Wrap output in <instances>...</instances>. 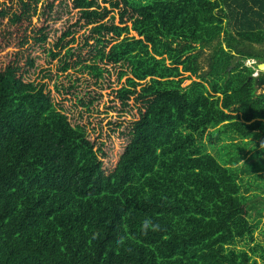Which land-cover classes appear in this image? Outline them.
I'll list each match as a JSON object with an SVG mask.
<instances>
[{
  "label": "trees",
  "instance_id": "16d2710c",
  "mask_svg": "<svg viewBox=\"0 0 264 264\" xmlns=\"http://www.w3.org/2000/svg\"><path fill=\"white\" fill-rule=\"evenodd\" d=\"M54 1L0 0V264H264V0H110L121 25L74 0L94 59L130 72L119 97L143 103L108 173L25 80Z\"/></svg>",
  "mask_w": 264,
  "mask_h": 264
},
{
  "label": "rangeland",
  "instance_id": "374dc122",
  "mask_svg": "<svg viewBox=\"0 0 264 264\" xmlns=\"http://www.w3.org/2000/svg\"><path fill=\"white\" fill-rule=\"evenodd\" d=\"M111 2L97 0L100 9L109 11L103 22L121 25L120 13L124 8L122 5L114 8ZM123 19L127 22L122 25H131L128 14ZM94 25L81 18L79 9L74 7V0H55L45 21L47 39L35 48L32 54L35 66L25 80L44 84L45 91L55 106L67 115L70 123L84 127L102 167L108 173L124 152L131 137V128L143 112V103L134 97L125 103L118 95V90L130 76L128 69L127 75L120 78V73L126 70L123 66L94 59L97 45V34L92 31ZM128 35L137 36L133 31ZM104 37L114 39L109 34ZM2 46L5 47L0 50L1 65H5L14 51V37L4 39ZM246 63L253 66L255 61ZM92 64L102 69L101 76L86 67ZM257 73L256 70L253 76ZM183 76L187 78L182 86L197 80L193 75L188 78V72ZM257 85L256 92H262L264 83ZM255 235L262 239L259 233Z\"/></svg>",
  "mask_w": 264,
  "mask_h": 264
},
{
  "label": "water",
  "instance_id": "95a60500",
  "mask_svg": "<svg viewBox=\"0 0 264 264\" xmlns=\"http://www.w3.org/2000/svg\"><path fill=\"white\" fill-rule=\"evenodd\" d=\"M257 69L264 72V62L259 63Z\"/></svg>",
  "mask_w": 264,
  "mask_h": 264
},
{
  "label": "clouds",
  "instance_id": "9594fccd",
  "mask_svg": "<svg viewBox=\"0 0 264 264\" xmlns=\"http://www.w3.org/2000/svg\"><path fill=\"white\" fill-rule=\"evenodd\" d=\"M150 223H151L150 220H147V219H146V220L144 221L143 227H144L145 229H147V228L149 227Z\"/></svg>",
  "mask_w": 264,
  "mask_h": 264
},
{
  "label": "flooded vegetation",
  "instance_id": "af4514ba",
  "mask_svg": "<svg viewBox=\"0 0 264 264\" xmlns=\"http://www.w3.org/2000/svg\"><path fill=\"white\" fill-rule=\"evenodd\" d=\"M249 60H252V59H247V61H249ZM253 61V60H252ZM247 64V63H246ZM256 71V70H255ZM257 71H258V73L256 74V75H254L255 77H257V76H259L260 75V72H263V71H260V70H258L257 69Z\"/></svg>",
  "mask_w": 264,
  "mask_h": 264
}]
</instances>
